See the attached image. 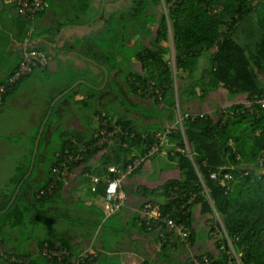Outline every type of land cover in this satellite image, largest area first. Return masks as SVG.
<instances>
[{
    "label": "trees",
    "instance_id": "1",
    "mask_svg": "<svg viewBox=\"0 0 264 264\" xmlns=\"http://www.w3.org/2000/svg\"><path fill=\"white\" fill-rule=\"evenodd\" d=\"M7 5L16 11L13 20L19 31L14 33V37L23 42L30 33L34 39L38 33L34 22L42 12L29 18L20 15L16 2ZM130 9V20L123 21L121 16L117 18L114 13L107 14L101 4V53L97 54L92 45L89 49L93 48V51L89 56L96 60L97 54L101 63V92H113L126 110L143 108L133 96L151 99L152 109L143 112L160 121L141 127L127 114L119 112L118 106V111L112 106L110 109L101 108V126L92 128L89 136L78 130L71 135L65 132L62 140L54 139L48 147L45 145L44 128L34 168L28 178L41 126L33 134L18 135L19 144L25 139L29 141L28 155L10 176L9 189L0 190V264L77 263L78 255L84 249L74 254L64 237L57 241L37 238L36 251L23 247V241L15 247L11 243V239L16 238V228H27L28 220L33 230L41 221L51 225L56 218L75 220L66 214L53 213L50 208L61 199L65 181L73 169L81 168L85 173L100 176L101 184H107L103 177L108 174L110 166L119 165L120 169H126L136 158L144 157L158 141L159 132L171 126L169 140H177L176 144L184 148V137L175 120L180 95L175 92L174 65L176 75L179 74L183 101L195 104H184L186 110L182 114L192 156H188L185 150L169 149L167 158L176 161L181 177L164 183L161 194L166 200L158 203L165 214H170L178 224L190 229V244L187 246L176 235H170L166 226L160 223L152 230L156 232L161 253L171 260L177 257L175 253H179L185 264H193L195 256L201 260L208 256L215 264H264V0H137ZM170 37L172 46L168 44ZM37 48L44 50L41 46ZM125 48L129 50L126 54L123 52ZM23 50L7 77L19 65ZM171 52H174V58ZM205 54L209 59L203 67ZM132 58L138 60L139 67L131 65L125 70V61ZM48 67H37L29 75ZM116 70L124 71L122 80L126 86L119 80V74L113 73ZM18 84L8 87L2 103ZM125 88L127 96L122 94ZM225 95L233 99L223 105L219 101L214 103L215 98L220 100ZM127 104L131 107H124ZM164 113L168 114L167 123L163 119ZM115 126L119 127L116 131ZM6 137L14 141L12 134ZM82 145L84 148L80 151ZM99 153L102 163L93 167L94 158ZM158 153L145 158L123 178V183L129 175L141 169L147 159ZM44 154L48 155L44 172L46 179L33 185L34 171ZM62 161L68 166L66 176L54 171ZM248 161L255 162L258 174L243 166ZM213 173L217 177H212ZM226 174H229L228 179H224ZM20 185L15 201L3 212ZM103 187L105 195L106 186ZM143 190L144 194H157L148 187ZM198 206L202 215L211 216L210 222H213L206 229L221 250L219 255L193 252L195 239L199 237L195 220ZM142 212L141 209L140 221L146 227V222L141 219ZM224 231L237 257L230 252ZM46 244L66 245L71 254L60 263L41 255L39 250ZM95 251L97 255L86 258L84 264H115L111 259L104 261ZM12 255L24 258V262H11L9 257Z\"/></svg>",
    "mask_w": 264,
    "mask_h": 264
},
{
    "label": "crops",
    "instance_id": "2",
    "mask_svg": "<svg viewBox=\"0 0 264 264\" xmlns=\"http://www.w3.org/2000/svg\"><path fill=\"white\" fill-rule=\"evenodd\" d=\"M108 1L110 0H48L49 6L37 16L34 22L38 33L32 43L51 53L53 60L47 69L36 70L21 80L6 101L0 103L1 126H4V122H6L4 116L8 109L17 107L26 109L33 105L30 95L38 91L36 89L37 82L43 85L47 97L34 107L31 121L36 129L39 125L41 126L39 130L40 134L42 129L41 136L45 128L46 147L52 142L55 128L64 133L63 131L66 130L62 127L71 126L72 131L78 130L89 136L92 128L101 126V63L97 55L101 53V48L96 40L99 39L101 33V4L102 9L105 10ZM126 1L128 3L130 0ZM11 2L13 1L0 0V81L5 79L16 66L21 51L25 47L22 41L14 37V33L17 34L19 31V26L13 20L16 17V11L7 5ZM103 2L105 3L103 4ZM109 5L111 4L109 3ZM93 18L95 19L92 20ZM91 38L94 40L93 45L97 52L96 60L89 56L93 51V48L89 49V39ZM99 59L101 60V56ZM208 59V55L205 54L202 58L204 62L202 66H206ZM89 63L92 66L89 69V75H87V64ZM51 78H55L52 85L49 81ZM125 91L127 96L128 92ZM232 99L229 95H225L220 100L215 98L214 103L219 101L223 105ZM73 102L78 104L82 102L81 106H77L79 109L77 112V104ZM56 103L59 104L55 107ZM130 111L136 110L129 109L124 113L131 118ZM91 116L94 117L93 121H96L95 126H89ZM53 117H56L54 122ZM98 121L99 126H97ZM6 124L8 123L6 122ZM151 124L153 122L148 123V125ZM4 133L2 135L7 139L6 136L9 134H6L8 132ZM58 139L62 140L63 135ZM26 142L29 143V141ZM171 143L168 146L169 149L176 148L173 146L177 145L176 142L171 141ZM124 145L126 146L125 143ZM27 149L25 142L16 145L8 143L0 152V160L17 151L18 154H21L22 159L16 165L15 169H17L26 160ZM147 160L141 169L134 175H129L124 181L126 203L118 213L111 217L105 213L106 202L102 193L106 183L101 184L100 181L94 183L93 177L96 175L85 173L81 168L73 169L65 181L61 199L56 200L57 202L50 208L53 213L66 214L75 220L56 218L51 224L55 227L52 233L44 237L36 236L32 241L24 242L23 247H29V250L36 251L38 250L37 238L57 241L64 237L69 242L74 254L91 246L100 253L104 261L111 259L115 264H185L186 261L179 256V253H175L177 257L173 260L164 256L159 248L160 244L156 241V232L148 230L140 221L143 204H149L146 203L148 201H156L157 204L165 201L166 197L161 194L164 183L171 178L181 177V171L175 160H171V164L165 170L160 171H156L152 167L151 161ZM41 163L42 161L34 171L33 185L46 179L45 168ZM101 163V153H99L94 158L93 167H97ZM115 166L119 167V165ZM98 177L101 180V177ZM9 180L8 186L2 190L9 189ZM144 187L155 190L157 194L152 195L151 192L144 194ZM210 218V215H202L200 206L196 208L195 220L199 237L195 239V248L193 249L195 253H204V251L214 253V255L221 253L215 240L210 236L211 232L206 229V226L213 222H210L212 220ZM105 221L106 223H104ZM64 224L65 226H63ZM14 235L17 236V231ZM11 240L13 247L21 244L20 241L16 242L18 240L16 238Z\"/></svg>",
    "mask_w": 264,
    "mask_h": 264
},
{
    "label": "built area",
    "instance_id": "3",
    "mask_svg": "<svg viewBox=\"0 0 264 264\" xmlns=\"http://www.w3.org/2000/svg\"><path fill=\"white\" fill-rule=\"evenodd\" d=\"M13 2H16L19 6V13L22 16L33 18L36 16L39 12H42L43 10L47 9L49 6L48 0H12ZM33 30V28H32ZM30 35V33H29ZM29 35L27 38H25V42L29 41ZM24 55L21 59L19 65L14 70L13 74L6 78V80L2 83H0V103L2 102L3 96L6 93V91L13 86H15L20 80L29 75L35 68L41 67L45 68L47 65L50 64L52 60V56L41 49L36 48H29L27 46L24 47ZM161 98V96H160ZM188 116V113L186 114ZM184 117V116H181ZM180 122V128L184 137V148L180 146H176V149L179 151H188L189 156H192L191 153V147L190 142L188 140V137L186 133L184 132V126ZM177 124V123H176ZM118 126H115V131L118 129ZM172 126L170 128H167L164 132L161 131L158 133V141L154 143L150 150L144 155V157H138L134 160L132 164H130L126 170L120 169L117 166H110L108 169V174L105 175L103 178L106 179V190L104 195V200L106 202L105 206V213L107 216H111L116 211H119L126 203V193L123 188V178L128 175L132 170L135 169L145 158L150 157L151 155H154L157 152L163 151L165 148V145L168 144L169 140V134L171 133ZM84 146L82 145V148H80V151H82ZM55 172L61 173L63 176H66L68 173V166L65 161H62L58 166L54 168ZM111 173L117 176H112ZM212 177H217L215 173L212 174ZM229 174H226L224 176V179H228ZM94 183H97L100 181V178L98 176L93 177ZM142 217L146 222V227L148 230H152L154 227H157L160 223L164 224L167 229V232L170 233V235H176L179 239L183 240L187 246H189V236H190V229L184 225V224H178L168 213H164L162 208L157 203H149L144 205L142 208ZM221 219V218H219ZM222 224V220H221ZM224 234L227 237L228 243L230 245V252L237 257L236 250L234 246L232 245V242L230 238L227 236L226 232L224 231ZM163 236V235H162ZM164 237V236H163ZM166 238V237H164ZM1 249V247H0ZM39 252L41 255L49 258L56 259L58 262H62L63 258H66L71 254V251L68 246L62 245V244H56V245H45L42 247ZM97 255V252L95 249H93L91 246L84 249L80 255H78L77 263L76 264H84L85 259ZM9 260L11 262H18L22 263L24 262V258H19L17 256H10ZM193 264H215L211 262V259L208 256H205L202 260L198 257H194Z\"/></svg>",
    "mask_w": 264,
    "mask_h": 264
},
{
    "label": "rangeland",
    "instance_id": "4",
    "mask_svg": "<svg viewBox=\"0 0 264 264\" xmlns=\"http://www.w3.org/2000/svg\"><path fill=\"white\" fill-rule=\"evenodd\" d=\"M115 1H118V2H115ZM136 1L137 0H130L127 3L126 0H110V1H108V5H106V7H105V11L107 12V14L114 13L117 18L121 16L120 20L128 21V20H130V17L128 15L132 12V10L130 9L131 8L130 6L133 5ZM104 3L105 2H103V4ZM109 3L111 5H109ZM124 12H126V13H124ZM149 12H151L150 8H149ZM94 19L95 18H93L92 20H94ZM32 41H33V39L31 38V35H29V41L25 42V40H24L22 42V44L24 46L29 47V48L38 49L32 43ZM96 42L98 43L99 46L101 45V33H100L99 39L96 40ZM124 42H126V41H124ZM89 43H90V46L92 47V45L94 43V40L92 38L89 39ZM168 44L170 46L173 45L171 37H170V41H169ZM128 51L129 50H126V48L123 49V52L125 54ZM45 52H47V51H45ZM171 53H172V58H174V52H171ZM49 54L52 56L51 53H49ZM119 59H121V57ZM133 59L134 58H132L131 60L127 59L125 61V63H124V69L125 70H128V68L131 67V65H133V64L135 65V64L138 63V60L136 58H135V60H133ZM52 60H53V56H52ZM173 63H175V62H173ZM91 66L92 65H90V63L87 64V68H88L87 75H89V69H90ZM137 67H139V65ZM173 70H175V65L173 66ZM119 72H120V70H116L113 73H115V75L119 74L118 76L122 78L124 76V71H121L120 73ZM101 78H102V75H101ZM173 78H174V82H175V92L178 93V95H180V101H179V104L176 106V111H175L176 112L175 113V120H176L177 125L180 127L179 120L181 119V122L183 123L184 119L181 116H183L182 114H184L185 110H186V108H184V104L186 106H189V105H191V106L194 105L195 106V104H194L193 101H189L188 103H186V101H183L185 99L181 96L182 90L180 89L179 74L178 73H177V75L175 74V76ZM49 81L51 82V85H52L55 82V78H51V79H49ZM181 84H182V81H181ZM123 85L126 86V83L124 81H123ZM124 86H123V88H124ZM36 89L38 91H36V92H34V93H32L30 95V98L32 99L33 105H31L30 107H28L26 109H21L19 107H17L18 109L17 108H10L5 113L6 117L4 116V121L6 120V122L8 124H6V122H4V126L0 125V152L3 150V148H5V146H7L8 143H10V144L12 143L14 145L18 144L19 143V141H17V139H18L17 136L18 135H21V134L30 135V134H33L35 132L36 126L33 125V122L31 121V117L34 114V112H33L34 107H36L45 97H47V92H46L45 88L43 87V85H41L40 82H37ZM126 89L127 88H125V90ZM125 90H123V92H122V94H124V95H126V91ZM104 94L108 95L107 97H104V98L107 99V98L111 97V99L109 101L104 99L101 102V108H109L110 109L111 106H112V107H115V109H116V106H118L117 109L119 110V112L120 111H122V112H124V111L127 112L128 111V110H126L125 108L122 107L123 105L121 106L122 102L121 103L119 102L118 97L115 96L113 94V92L108 90ZM133 99H135L138 103H140L139 105L143 107L139 111H133V112L130 111L129 112V115L131 116V118L134 121L136 120V123L138 125L143 127L147 123H152L153 122V124H155V122L160 121V119H158V118L146 116V114L143 112V111H146V109H152L151 99H147V98H143V97L142 98L141 97L138 98L136 96H133ZM115 101H116V103H115ZM73 103H76V102H73ZM76 104H77L76 105V112H77V110H79V109H77V106H79V105L81 106L82 102H80L79 104L78 103H76ZM74 106H75V104H74ZM129 106L131 107V105H129ZM129 106L127 104L124 107H129ZM135 110H136V108H135ZM167 117H168V114L164 113L163 114V119L166 121L165 123H167ZM93 119H94V117L91 116V120H90V125L89 126H95L96 125L95 124L96 121L94 122ZM55 120H56V117H53V122ZM0 121H2V120L0 119ZM159 125H160V123H159ZM97 126H99V121L97 122ZM62 128L66 130V131H63L64 134H65V132H67L69 135H71V133L73 132L71 126H66V127H62ZM4 132H8L6 134H12V137H13L14 141H12L10 138H7V139L4 138L3 135H2ZM53 132L54 133H53L52 141L54 139H57L58 137L62 136V132L58 131L56 128L53 130ZM171 141H173V140L170 139V141L168 142L169 146L172 144ZM24 142H25L26 147H27L28 143L26 142V139L24 140ZM175 142H177V140H175ZM99 143L101 144V139H100ZM173 146H175V145H173ZM184 150H186V149H184ZM169 152H170L169 147H165L163 149V151H160V153H158L157 155H155L153 158H151L149 160V161H151L152 167L156 171L157 170L160 171L162 169L165 170L166 167H168L171 164V161L167 158V155H168ZM10 154L11 155L9 157L2 158L0 160V162H1V165H0V190H2L3 188H6L8 186L7 182L9 180L10 176L12 175V173H14V171H16V169H15L16 165L18 163H20L21 160H22L21 159V154H18L17 151L15 153H10ZM187 154L189 156L188 151H187ZM26 157H27V155H26ZM47 157H48V155L44 154V158L41 160L42 161L41 164H42V166L44 168L46 167V164H47ZM243 166L247 167V169H249L251 172L257 173V171H258L257 166L255 165V162L248 161L247 163L243 164ZM26 224L28 225L27 228L25 226L16 228V231H17L16 239H18L16 242H19V241L20 242H22V241L25 242L26 240H28V238H30L31 236H34V235H36L38 237L39 236L44 237V236H47L48 234L52 233L53 229L55 230V227H53L52 225H49L47 223H42V221L39 223V225H37V227L34 230L32 229L33 225L30 223L29 220L27 221ZM63 226H65V224Z\"/></svg>",
    "mask_w": 264,
    "mask_h": 264
},
{
    "label": "water",
    "instance_id": "5",
    "mask_svg": "<svg viewBox=\"0 0 264 264\" xmlns=\"http://www.w3.org/2000/svg\"><path fill=\"white\" fill-rule=\"evenodd\" d=\"M106 75H107V72H106ZM43 126H44V125H43ZM42 128H43V127H42ZM41 132H42V129H41V131H40V134L38 135V140H37V143H36V145H35V149H34V153H33V158H32V161H31L30 170H29V172H28L26 178L29 177V175H30V173H31V171H32V169H33V167H34V164H35V159H36L37 152H38V146H39V141H40V137H41ZM20 188H21V185L18 187V189H17L16 193L14 194L12 200L10 201V203L8 204V206L6 207V209L3 210V212L7 211V210L11 207V205L13 204V202H14L15 199H16V196H17V194H18Z\"/></svg>",
    "mask_w": 264,
    "mask_h": 264
},
{
    "label": "flooded vegetation",
    "instance_id": "6",
    "mask_svg": "<svg viewBox=\"0 0 264 264\" xmlns=\"http://www.w3.org/2000/svg\"><path fill=\"white\" fill-rule=\"evenodd\" d=\"M133 60H135V58L133 59ZM137 62V61H136ZM138 64V63H137ZM137 64H133L134 65V67H137ZM121 82H122V78H120L119 79ZM105 92H107V91H104V93ZM103 92H101V102H102V99L104 100V99H106V98H104V97H107L108 95L107 94H104ZM111 99V97H109V98H107V100H110Z\"/></svg>",
    "mask_w": 264,
    "mask_h": 264
},
{
    "label": "clouds",
    "instance_id": "7",
    "mask_svg": "<svg viewBox=\"0 0 264 264\" xmlns=\"http://www.w3.org/2000/svg\"><path fill=\"white\" fill-rule=\"evenodd\" d=\"M173 72H174V73H173V75L175 76V74H176V71H175V70H173Z\"/></svg>",
    "mask_w": 264,
    "mask_h": 264
}]
</instances>
